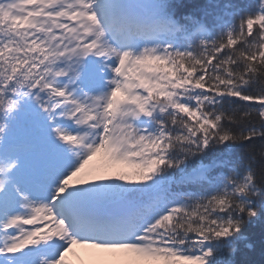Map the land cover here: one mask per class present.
I'll return each mask as SVG.
<instances>
[{
	"label": "snow or ice",
	"instance_id": "6c2138e0",
	"mask_svg": "<svg viewBox=\"0 0 264 264\" xmlns=\"http://www.w3.org/2000/svg\"><path fill=\"white\" fill-rule=\"evenodd\" d=\"M257 247L264 0H0V264Z\"/></svg>",
	"mask_w": 264,
	"mask_h": 264
},
{
	"label": "trees",
	"instance_id": "16d2710c",
	"mask_svg": "<svg viewBox=\"0 0 264 264\" xmlns=\"http://www.w3.org/2000/svg\"><path fill=\"white\" fill-rule=\"evenodd\" d=\"M259 227L253 230V234L258 236L259 235ZM247 259L253 261V264H264V256L261 255L259 248L257 247L255 251L250 252L249 255L246 257Z\"/></svg>",
	"mask_w": 264,
	"mask_h": 264
}]
</instances>
